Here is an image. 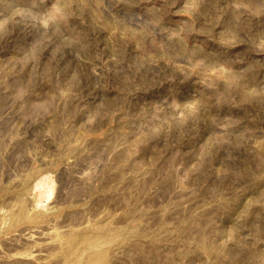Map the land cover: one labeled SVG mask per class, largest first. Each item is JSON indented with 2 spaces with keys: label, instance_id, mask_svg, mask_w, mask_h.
<instances>
[{
  "label": "rangeland",
  "instance_id": "obj_1",
  "mask_svg": "<svg viewBox=\"0 0 264 264\" xmlns=\"http://www.w3.org/2000/svg\"><path fill=\"white\" fill-rule=\"evenodd\" d=\"M0 264H264V0H0Z\"/></svg>",
  "mask_w": 264,
  "mask_h": 264
}]
</instances>
